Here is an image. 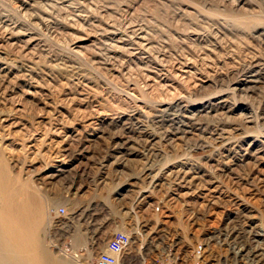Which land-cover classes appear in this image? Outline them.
Segmentation results:
<instances>
[{
  "label": "rangeland",
  "instance_id": "rangeland-1",
  "mask_svg": "<svg viewBox=\"0 0 264 264\" xmlns=\"http://www.w3.org/2000/svg\"><path fill=\"white\" fill-rule=\"evenodd\" d=\"M0 151L54 264H95L139 220V264L264 224V0H0ZM120 182L128 214H59Z\"/></svg>",
  "mask_w": 264,
  "mask_h": 264
},
{
  "label": "built area",
  "instance_id": "built-area-1",
  "mask_svg": "<svg viewBox=\"0 0 264 264\" xmlns=\"http://www.w3.org/2000/svg\"><path fill=\"white\" fill-rule=\"evenodd\" d=\"M141 194L139 195L143 198L144 195L141 196ZM146 195L148 194L146 193ZM144 200L143 198L141 206L146 203ZM146 206H148L147 203ZM157 209L159 210L160 207ZM58 211L59 214L64 216L68 217L70 215L65 206L60 207ZM136 212H139L138 208ZM142 223L139 220L137 225L132 224L133 226L131 227L129 225L127 228H120L113 234L112 245H115L117 254L120 255V260L119 256L103 251L98 254L95 264H139V259L135 255H139L142 259L144 249L148 245L146 242L153 247L155 240L157 241V238L151 240L153 236L150 234L149 223ZM222 229L226 230L222 232ZM135 231L141 239H145L144 243L134 241L133 234ZM218 233H221L227 239L223 241L224 239L218 237ZM254 236L256 237L254 238ZM252 238H254V244L249 242ZM136 246L141 247L143 250L142 256L139 249L138 254H133L132 251ZM169 246V255L172 256L171 264H187L188 251L185 250L187 253L184 252L181 244L174 242V240H172ZM224 250H227V253H224ZM215 251L221 253L219 257L216 256ZM248 251H251V253H248ZM192 259V264H264V226L262 224L249 225L246 224L245 218H240L239 220H235L233 224L225 222L222 226L212 227L203 236V239L200 238L199 242L193 245Z\"/></svg>",
  "mask_w": 264,
  "mask_h": 264
},
{
  "label": "bare ground",
  "instance_id": "bare-ground-1",
  "mask_svg": "<svg viewBox=\"0 0 264 264\" xmlns=\"http://www.w3.org/2000/svg\"><path fill=\"white\" fill-rule=\"evenodd\" d=\"M1 145L3 146V143ZM4 161L3 152L0 151V264H54L48 254L43 256L44 259L41 257V254L45 253L37 235L39 216L36 215V212L40 209L31 208L26 202L27 205L25 207L23 203V199L25 200L23 198L25 183L18 181L19 176L14 177L9 173ZM158 207L159 205L156 206V211L160 210L157 209ZM132 214H135V210L132 211ZM138 215L140 214L138 213ZM262 225L264 226L263 222ZM218 237L224 239L223 241L227 239L221 233H218ZM254 238L250 239L249 242L252 241L254 243ZM133 239L140 242L141 238L136 231L133 234ZM154 239L155 236L151 238V240ZM140 250L141 247H139ZM107 252L116 255L115 248ZM215 253L218 257L221 254L218 251H215ZM224 253H227V250H224ZM248 253L251 252L248 251ZM116 256H119L120 260V255ZM127 256L129 257V255ZM125 258L127 259L126 255Z\"/></svg>",
  "mask_w": 264,
  "mask_h": 264
},
{
  "label": "crops",
  "instance_id": "crops-1",
  "mask_svg": "<svg viewBox=\"0 0 264 264\" xmlns=\"http://www.w3.org/2000/svg\"><path fill=\"white\" fill-rule=\"evenodd\" d=\"M115 183V182H114ZM132 185L130 182H120L118 184V187L116 186L114 188V190H116L117 192V197H114L115 199V204L111 202V200L109 202H105V201H100L99 203L95 200L94 201V204L92 203L91 204V207H90V204H87L84 202V199H83V191L85 190L84 187H78L80 190L77 191L78 189L77 188H74V193L73 194H77V198L80 199V205L78 206V210L76 212V215L74 213H70L73 217H82V218H85L86 216H89V215H96L98 214L97 213V210L100 209L104 215H112L113 213L110 212V209L113 208L114 206V209H120V211H122L123 214H128L129 212V206L130 205H125L123 204L124 203V197H123V193L124 192H127L129 191L131 188ZM114 192V191H113ZM113 195V193H112ZM108 203V204H107ZM96 211V213H95Z\"/></svg>",
  "mask_w": 264,
  "mask_h": 264
}]
</instances>
